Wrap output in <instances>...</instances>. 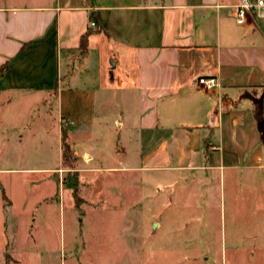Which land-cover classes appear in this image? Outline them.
I'll return each mask as SVG.
<instances>
[{"label": "crops", "instance_id": "crops-1", "mask_svg": "<svg viewBox=\"0 0 264 264\" xmlns=\"http://www.w3.org/2000/svg\"><path fill=\"white\" fill-rule=\"evenodd\" d=\"M236 4L0 0V150L6 138L19 139L4 132L11 124L28 128L25 146L37 124L42 135H56L60 157L56 167L2 171L47 174L56 189L52 174L64 168L81 182L86 174L147 184L156 176L162 195L212 188L227 173L233 185L256 189L254 201L264 205V97L262 128L254 103L264 85V27L236 24ZM206 76L220 86L196 87ZM62 132L71 165L62 157ZM163 225L157 219L158 230ZM6 235L3 264H25ZM31 236L25 242L35 246Z\"/></svg>", "mask_w": 264, "mask_h": 264}, {"label": "rangeland", "instance_id": "rangeland-1", "mask_svg": "<svg viewBox=\"0 0 264 264\" xmlns=\"http://www.w3.org/2000/svg\"><path fill=\"white\" fill-rule=\"evenodd\" d=\"M14 126L4 132L19 142L6 138L0 150V264L5 232L16 240L13 257L25 264H264V205L240 180L233 185L224 173L225 182L214 180L212 188L162 195L156 176L147 184L86 174L81 182L64 168L52 174L56 189L47 174L2 171L56 167L60 158L51 131L42 135L32 124L36 135L25 146L28 128ZM28 231L35 246L25 242Z\"/></svg>", "mask_w": 264, "mask_h": 264}, {"label": "built area", "instance_id": "built-area-1", "mask_svg": "<svg viewBox=\"0 0 264 264\" xmlns=\"http://www.w3.org/2000/svg\"><path fill=\"white\" fill-rule=\"evenodd\" d=\"M233 17L238 25L252 21L256 27H264V0H237ZM89 26L94 28L95 24L90 22ZM195 85L208 92L220 86L215 76L199 77ZM60 123L66 126L65 121H60Z\"/></svg>", "mask_w": 264, "mask_h": 264}, {"label": "trees", "instance_id": "trees-1", "mask_svg": "<svg viewBox=\"0 0 264 264\" xmlns=\"http://www.w3.org/2000/svg\"><path fill=\"white\" fill-rule=\"evenodd\" d=\"M96 31H99V28L96 26ZM81 49L82 51L86 49V36H83L81 40ZM6 67H2L0 69V74L4 71ZM264 97V85L261 87V93L260 97L254 100L255 103V115H256V120L258 123V127L262 128V98ZM263 137V135H262ZM67 140V135L65 132H62V157L65 161L67 162H72L71 160V153L68 144L66 143Z\"/></svg>", "mask_w": 264, "mask_h": 264}]
</instances>
